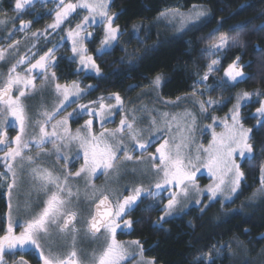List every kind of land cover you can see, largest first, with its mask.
Masks as SVG:
<instances>
[{
  "label": "snow or ice",
  "instance_id": "1",
  "mask_svg": "<svg viewBox=\"0 0 264 264\" xmlns=\"http://www.w3.org/2000/svg\"><path fill=\"white\" fill-rule=\"evenodd\" d=\"M37 2L44 0H15L14 10L20 14ZM56 7L49 15L53 16L51 23L47 24L43 31L37 30L31 33L34 40L49 39L52 33L61 29L62 25L70 21L80 12L86 11V15L67 29L66 40L71 43L72 55L68 58L73 63H78L77 74L84 72L87 76L95 73L101 76L102 72L96 59L89 54L86 42L94 39L95 32L89 28L98 29L103 26V37L100 46L96 50L97 56L111 53L119 41L121 30L115 25L116 13L110 14L111 0H52ZM161 17H170L175 20L179 17L181 29L190 23L195 27L197 21L209 16V11L203 5H193L187 12L179 9H169L160 13ZM6 23L0 20V24ZM31 21H21L20 31L26 32L30 28ZM51 30V32H49ZM257 30L264 31V25ZM135 31V26H134ZM218 31V29H217ZM214 35V33H213ZM65 37H61L59 43L54 44L38 59L32 49L36 48L34 42L28 53L20 55L19 59L8 69L6 77L0 80V164L4 171L0 172V187L7 188V220L5 227H0V264H7L6 256L13 257V264H28L25 254L38 257V264H128L129 260H135L136 264H155L154 259H145L144 249L139 240L120 241L119 234H127L134 230V224L139 220L125 219L130 216L141 204H145L144 211H152L159 207L163 215L153 224L159 230L164 222L176 213L183 200H187L192 191L199 195L207 193L208 200L216 201L219 197L221 206L225 201H232L245 179V173L241 166L245 161L255 159L253 131L264 129V99L259 100L253 118L257 119L254 128L245 127L242 122L241 109L253 103V96L264 95L259 91L238 93L235 103L229 109V113L223 119L212 117V124L201 129V135L212 130V139L208 146L200 144L192 151L195 143L196 116L189 110L183 113H158L159 121L155 116L150 119L152 131L148 137H144V129L138 127L139 117L129 114L124 109V101L118 93L109 96H100L88 104H79L72 112H68L62 119L55 120L66 107L69 106L70 97L81 99L89 89L81 88L80 83L73 81L70 84L55 83L57 97H62L55 106L48 110L44 104L43 92L50 81H58L53 69L57 64L56 51L63 46ZM19 41H14L6 48L0 47V61L6 60V54L10 50L17 49ZM243 45L236 38L221 34L208 43L205 52L209 57L223 56L228 50ZM15 54V53H13ZM78 57V60H77ZM33 59L35 62L33 63ZM240 56H237L224 68L223 78L213 84L208 83L210 76L219 71L220 59H211L207 64V70L194 84L193 96H196V88L202 86L199 95L214 88L225 86L234 87L245 79L244 66L240 64ZM23 65H28L22 71L18 70ZM43 76V81L38 87L36 79ZM226 78V79H224ZM162 77L157 75L152 80V87L159 89ZM231 82V83H229ZM41 94V111L39 118L31 126L38 127V133L29 135L31 117L28 113L26 99ZM182 97L175 101L164 103L178 105ZM72 101V102H75ZM114 100V103L108 101ZM199 103L201 114H207L213 106L219 107L228 102V98L208 99L196 101ZM141 111H151L141 109ZM158 112V110H155ZM135 112V110H133ZM119 124L115 128L106 125L115 123L114 117L121 114ZM82 115L89 118L84 124L72 132L69 121L78 120ZM55 120V123L52 121ZM229 120L231 121L229 123ZM99 124L100 131H94ZM51 124L49 131L47 126ZM222 127L221 132L216 128ZM16 129V135L9 138L8 129ZM175 132L174 135H171ZM165 133L170 135L166 136ZM163 140L155 149V153L148 152L153 143ZM52 145V150H46L47 145ZM76 145L78 150L71 151ZM35 155L26 154L32 149ZM139 151V157L134 153ZM55 154L56 161H63L62 172H57L55 166H45V157ZM122 154V155H121ZM83 159V163L75 172L70 171L71 165L76 160ZM151 162V174L155 177L149 185L139 183L135 186H124L113 199L92 183L93 178L103 174L106 181L114 176L117 180L121 177L122 166L127 162L143 163ZM239 161V162H238ZM206 170L211 183L201 188L197 183V173ZM133 168L132 172L136 173ZM147 170L141 172V175ZM29 178L30 192L26 198L24 208L28 214L26 219L17 220L19 204H13V194L17 192L23 182L22 178ZM83 177L86 185L92 191L88 199L94 208L83 229L77 226L80 205L79 189L73 191L72 181ZM260 189L264 192V163L260 165ZM36 193V200H31V192ZM100 192L99 199L96 193ZM127 192V195H123ZM167 193V196L164 195ZM44 199L41 200L40 196ZM166 200V203L164 202ZM33 203L39 208L33 211ZM202 201L196 200L200 205ZM205 205L201 213L210 206ZM162 205V207H160ZM191 226V225H190ZM194 227V226H192ZM14 228H19L17 234ZM85 238L97 240L104 237V244L100 249H93L90 257L85 260L81 255V249L77 247L81 240V232ZM65 247L68 251H62ZM216 256L210 251L196 258L195 264H216V257L223 252V246H213ZM19 254V259L15 257ZM231 255V253H229ZM136 257H139L136 260Z\"/></svg>",
  "mask_w": 264,
  "mask_h": 264
},
{
  "label": "trees",
  "instance_id": "2",
  "mask_svg": "<svg viewBox=\"0 0 264 264\" xmlns=\"http://www.w3.org/2000/svg\"><path fill=\"white\" fill-rule=\"evenodd\" d=\"M14 2L0 0V16L14 14V25L18 21L32 20L33 13L27 10L20 15L15 10L13 12ZM176 5L182 11L190 10L193 5H203L209 11V16L198 21L195 27L191 25L182 30L159 27L155 20L157 15L164 12L165 8ZM111 13L117 14L115 25L121 30L119 41L111 53L102 57L96 54L103 37L102 26L91 28L90 31L95 32L94 39L86 42L89 54L94 56L101 69V76L95 73L86 76L84 72L77 74L78 63L68 59L71 54L67 43L60 58H57L54 71L59 82L79 81L83 87L94 86L81 100L92 101L100 95L112 93L128 98L143 87L151 86L157 75L162 77V97L173 99L189 96L195 80L207 70L210 57L205 49L208 43L221 34L236 38L243 46L231 48L220 57L219 71L210 76L208 83L220 81L224 68L237 56L241 57L245 79L234 87L212 89L209 96L221 94L228 98V102L217 112L228 108L236 92L260 90L264 93V31L257 30L264 25V0H111ZM79 18L78 13L66 26L76 24ZM51 19V15L41 13L39 20H35L32 26L41 28L49 24ZM45 48L47 45L44 44ZM258 106L257 99L243 108L242 122L245 127L254 128L257 124L252 113ZM252 135L255 159L242 164L245 179L232 201L225 202L223 207L220 200L211 202L203 213L202 206H191L181 215L168 218L159 230L153 224L163 212L159 207L144 211L148 203L146 201L125 217L141 222L134 224L133 231L119 234L117 238L124 241L139 240L144 254L154 259L155 264H195L198 256L210 251L214 255V245L223 246L222 257L216 259V264H234L228 255L231 247L235 246L234 240L240 243L241 250H248L250 255L263 249L264 197L254 203L246 199L260 185V165L264 163V129L254 130ZM0 169H3L1 164ZM102 175L98 176V182L102 180ZM6 207V198L0 190V227L6 226ZM24 258L30 264H38V257L32 254H25ZM5 259L7 263L13 262L11 255ZM15 259H19V254ZM240 264L248 263L240 261Z\"/></svg>",
  "mask_w": 264,
  "mask_h": 264
},
{
  "label": "rangeland",
  "instance_id": "3",
  "mask_svg": "<svg viewBox=\"0 0 264 264\" xmlns=\"http://www.w3.org/2000/svg\"><path fill=\"white\" fill-rule=\"evenodd\" d=\"M55 7H56V5H55V3L52 2V0H44V3L37 2L33 7H29L26 10L31 12V13H34L32 15L33 16L32 21H34L35 19H37L41 15V13L49 15V13L52 10H54ZM169 9H179L180 10V6H178V5L169 6V7L165 8L163 11L165 12L166 10H169ZM180 11H182V10H180ZM188 11L189 10H187V11L183 10L182 12L187 13ZM16 14L20 15L17 12H16ZM86 14H87L86 11H80L79 12L80 18H79L77 23H79L80 20L83 18V16ZM15 17H18V16H15ZM51 17H52V19H51V22H52L53 16L51 15ZM155 20H156V24L159 27H162L165 29H170V30L179 28L180 30H182L180 28V25H179V17H177L175 20H173L170 17H161L160 13H159ZM25 22H28V21H25ZM64 25L66 26V24H64ZM191 25L192 24L190 23L184 29L188 28ZM20 26H21V22L18 21L16 23V25H13L12 30L7 31V33L5 34L8 37H10V36L11 37H13V36L17 37V40L14 39V41L20 42L19 45L17 46V49L10 50L9 53L6 54V60L8 62L12 61L14 58V63H15L16 60L19 59L20 55H24V54L28 53L29 47L34 42L36 43V48L32 49V51L36 53L35 59H38L40 55H43V53L46 52L49 48L53 47L54 44L59 43L61 40V37H65L64 43H67L69 45L70 50H71V43L66 40V31H67V29L74 27L75 24L72 26L67 25L66 27H64L62 25L61 29H59L55 33H52L47 41H45L44 38H40L39 40H34V38L31 36L32 32H35L37 30L43 31L46 26L41 28V29H37L36 27H33L32 23H31L30 28L28 30H26V32L20 31L19 30ZM90 30H91V28H89V31ZM102 30H103V26H102ZM49 32H51V30H49ZM44 44L47 45L46 49H43ZM13 53H15V54L17 53V55H15ZM56 54H57V51H56L55 55ZM71 55H72V51H71ZM220 57H210L208 63H210L211 59H217V58L220 59ZM35 59H33V61H32L33 63L35 62ZM77 60H78V57H77ZM0 63H1V61H0ZM11 65L12 64H9L7 66L6 73L2 77H0V80H1V78L6 77L8 69H9V67H11ZM27 66L28 65H23L18 70L22 71ZM202 76L203 75L199 76L195 80L194 84ZM43 79H44L43 76H40L38 79H36L35 83L38 87L41 85V82L43 81ZM224 79H226V78H224ZM56 82H59V81H50L48 83L47 87L45 88L44 92H43L44 104L48 108V110H51L55 106V104H57L59 102V99L62 98V97L58 98L56 93H55V83ZM77 82H79V81H77ZM59 83H61V82H59ZM70 83L71 82L61 83V84H70ZM229 83H231V82H229ZM194 84H193V86H194ZM80 86H81V88H85L81 84H80ZM195 90L198 93L196 96L192 95V92L194 91V88H193L192 92L189 96H182V99L178 105H172V104L166 105L164 103V101H175L177 97L173 98V99L172 98H164L161 96V87L159 89H156V88L152 87V85L147 86V87H143L142 89L138 90L137 93H135L134 95H131L128 98H123L122 96L121 97L124 101V109L129 114V118H131V116L133 114L140 118L139 123H138V127L144 129V132H143L144 137H148L149 133L152 131V128L150 125V119L152 116H155L157 118V120L159 121L158 113H162V112L183 113L186 109L191 111L197 118L196 132H195V143L192 145V151L194 153L195 148L198 145L202 144L205 147H207L209 142L212 139V130L211 129H208L207 132L204 133L203 135H201L200 130L206 128L207 125L213 123V121H212L213 116L217 117L218 121L220 119H223L225 117V115L229 113V109H231L233 104L235 103L236 95L238 93L243 92V91H239V92H236L234 94L232 102L228 105V108L225 111L217 112L222 106L225 105L224 104V105L219 106V107L213 106V108L209 109V112L207 114H201V112L199 110V103H197L196 101H201V100L207 101L210 98L215 100V99H221V98H225V97L221 96V94H218V95H215L212 97L209 96V93H212V90L204 92L203 95H199L200 92L204 91L202 86H198ZM257 91L261 92L260 90H256L253 92H257ZM261 93H263V92H261ZM109 95H111V94L100 95V96H109ZM257 99H258V101L264 99V95H260L258 97L253 96V101L257 100ZM74 100H75V98L70 97V100L67 103L71 104V103H73L72 101H74ZM25 102L28 106L29 116L31 117L30 127L28 129L29 135L31 136L33 133H38V131H39L38 127H33L31 125L36 119L39 118V112L41 111V107H40L41 94L37 93L35 96L26 99ZM108 102L114 103L115 101L112 100V101H108ZM88 103L89 102L79 103V104H88ZM79 104H75V109L78 107ZM145 108L148 110H153V111H151V114H149L148 111H141V109H145ZM133 110H135V112H133ZM155 110H158V112ZM72 111L73 110L62 111L58 116H56L55 120L62 119L63 116L67 115L68 112H72ZM255 111H256V109H255ZM255 111L252 113L253 116L255 114ZM241 113H242V118H243V108L241 109ZM121 115H122V113L115 115V117H114L115 123H111V124H108L106 126L108 128L117 127L119 124V120L121 118ZM55 120H53L52 123H55ZM230 122L231 121L229 120V123ZM69 125L68 126L71 129V131L75 132L71 128V120L69 121ZM81 126H79V127H81ZM47 128L50 131L51 130V124H49L47 126ZM94 129H95V131L97 130V132L100 131L98 123L95 125ZM222 130H223L222 127L216 128V131L218 133L221 132ZM174 134H175V132H173L171 135H174ZM165 135L168 136L170 134L165 133ZM162 142H163V140L158 141L156 143H153L151 145V147H149L148 152H146L144 154L145 157L148 156V153H155L156 147H158L159 143H162ZM46 150H52V145L51 144L47 145ZM77 150H78L77 146L73 145L71 151L74 153ZM35 153H36V150L34 148L31 150V152H26V154H31V155H35ZM139 155H140L139 151L134 153L135 157H139ZM44 160L46 161V163H45L46 167L51 168V167L55 166V169L57 170V172H62L64 162L62 160L56 161L55 154H53L52 156L45 157ZM81 160H83V159L81 158ZM76 161H78V163H76V164L73 163L71 165L70 171H72V172H75L77 169H79V167L82 164V162L80 160H76ZM1 165L3 167V164H1ZM133 168L137 169L136 173L132 172ZM144 170H147V173L144 175H141V172ZM3 171H4V167H3V169H0V172H3ZM122 172L125 174H122L118 180L114 176H112V177H109L106 181L105 176L102 175V180H100L98 182L97 181L98 177L93 178L92 183L95 184L98 189H101L102 192L110 195V197H112L114 199L115 194L120 192L121 188L124 186L132 187V186H135L139 183H143L145 186H147L152 181H154V179H155V177L151 174V162L147 161V160H145V162H143V163L127 162L122 166ZM259 179H260V174H259ZM22 180H23V182L21 183L19 190L17 192H14V194H13V204L14 205H16L17 203L19 204V211L16 215L18 222L22 221L23 219H26L28 217V214L25 212L24 204H25L26 198L29 197V192H30L29 178L27 175H24ZM197 183L199 184V186L201 188H204L205 186H207L208 184L211 183V180L208 177L206 170L202 169V171L200 173H197ZM72 185H73V191L74 192L77 191V189H79L80 205H79V209H78L79 216H78L77 226L80 227L81 229H83L86 225V222H87V220L91 214V211L93 209V206H94V204H92L90 202V200L88 199L89 197H91L93 190L86 185L85 179L83 177L73 180ZM260 187H261V185L257 186L254 189V191L250 194V196L246 199V201H250V202L254 203V202H257L260 199H262L264 197V192L258 191V189H260ZM0 190L2 191L3 195L5 196L7 204H8V198L6 195V193H7L6 185L4 187H0ZM127 194H128L127 192L123 193V195H127ZM100 195H101V193L97 192L96 198L99 199ZM165 195L167 196V193ZM30 198L33 202H35L36 193L34 191L31 192ZM40 199L41 200L44 199L42 194L40 196ZM197 199H200L202 201V203L200 205L196 204ZM223 199H224L223 197H219L217 200L221 201ZM225 202H227V201H225ZM165 203H166V201H165ZM209 203H210V201L208 200L207 193H204L203 195H199L195 191H192L190 193L189 198L187 200L182 201L180 207L177 208L176 213H174V215L172 217L181 215L182 213L187 211V209L191 206H199V207L202 206L204 208L205 205H208ZM38 210H39V208L35 205V203H33V211H38ZM6 212H7V207H6L5 213ZM162 215H163V213H162ZM5 221L7 223L6 217H5ZM14 231L18 234L20 229L14 228ZM120 241H124V240H120ZM103 244H104V237L103 236H101L97 240H92L90 238H85L83 231H82L81 232V240L78 243L77 247L79 249H81V255L85 258V260H87L90 257V254L92 253L93 249L98 250L103 246ZM233 245H235V246H234V248L231 247V250H229L228 255H229V253H231V255H229V257L231 259H233L234 264H240V261L248 263V264H264V248L261 249L260 251H258L256 254L250 255L248 250H246V249L241 250L240 243H238V241L234 240ZM68 250H70V249L67 247L62 249V251H65V252ZM213 256L214 257L216 256V251H215ZM245 256H247L246 259H245ZM144 257H145V259H151V258L147 257L145 254H144ZM220 257H222V253L218 257H216V259H219ZM138 259H139V257H136V260H138ZM7 264H13V262L7 263ZM28 264H30V263L28 262ZM128 264H136V261L135 260H129Z\"/></svg>",
  "mask_w": 264,
  "mask_h": 264
},
{
  "label": "flooded vegetation",
  "instance_id": "4",
  "mask_svg": "<svg viewBox=\"0 0 264 264\" xmlns=\"http://www.w3.org/2000/svg\"><path fill=\"white\" fill-rule=\"evenodd\" d=\"M12 9H13V12H14V5H13ZM2 12L4 13V10ZM29 13H31V12H29ZM40 17H41V15L37 19L39 20ZM32 19H33V16H32ZM37 19H35V20H37ZM0 20H5L6 21V23L0 24V47H5L6 48L9 44H12L14 42V36L13 37H11V36L8 37L7 35H5L7 33V31H11L12 28H13V25H14V14H13V16H9V17L1 15L0 16ZM35 20L34 21L30 20V21H32V24H33V22H35ZM19 22H21V21H19ZM43 27H45V26H43ZM43 27H41V28H43ZM41 28L38 27L37 29H41ZM15 40H17V38ZM65 44L66 43H64L63 46H61L57 50V54H56L57 58H60L59 55L61 54L62 50L65 48V46H66ZM70 54H71V50H70ZM15 55H17V53ZM13 63H14V58L10 62H8L7 60L1 61V63H0V77H2L6 73L7 66L9 64H13ZM53 71H54V69H53ZM1 80H2V78H1ZM87 87H85V88H87ZM87 102H90V101H83L81 99L80 100H76L75 102L69 104V106L66 107L65 110H74L75 109V104L87 103ZM88 118L89 117L87 115H82L78 120L71 121V128L75 131L79 126L83 125L84 121L87 120ZM109 124H111V123H109ZM7 131H8V136H9L10 139L13 138L16 135V129H11L10 128ZM94 131H95V129H94ZM96 132H97V130H96ZM80 161L83 163V160L80 159ZM74 163L76 164V163H78V161H75ZM165 194L166 193H164V195Z\"/></svg>",
  "mask_w": 264,
  "mask_h": 264
},
{
  "label": "water",
  "instance_id": "5",
  "mask_svg": "<svg viewBox=\"0 0 264 264\" xmlns=\"http://www.w3.org/2000/svg\"><path fill=\"white\" fill-rule=\"evenodd\" d=\"M93 208H94V206H93Z\"/></svg>",
  "mask_w": 264,
  "mask_h": 264
}]
</instances>
